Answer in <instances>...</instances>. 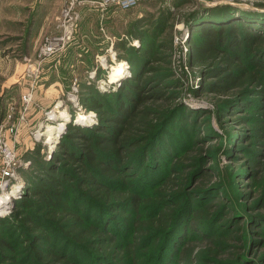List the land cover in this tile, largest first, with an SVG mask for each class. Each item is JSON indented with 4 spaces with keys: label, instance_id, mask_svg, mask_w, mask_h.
<instances>
[{
    "label": "trees",
    "instance_id": "obj_1",
    "mask_svg": "<svg viewBox=\"0 0 264 264\" xmlns=\"http://www.w3.org/2000/svg\"><path fill=\"white\" fill-rule=\"evenodd\" d=\"M261 13L216 4L190 11L186 20L188 64L199 69V93L216 96L228 114L253 108L261 121L257 138L264 137ZM170 63L168 53L156 52L139 71L138 61L132 63L115 91L86 87L80 100L96 122L66 123L52 159H31L27 192L0 217V230L13 236L7 241L0 234V264L252 263L247 245L242 254L228 253L229 236L212 237V205L199 199L198 186L188 189L195 174L184 173L175 141L178 117L165 78ZM261 145L257 151L264 152ZM254 162L257 173L264 171V160ZM198 236L208 244L193 246ZM16 249L14 258L5 252Z\"/></svg>",
    "mask_w": 264,
    "mask_h": 264
},
{
    "label": "rangeland",
    "instance_id": "obj_2",
    "mask_svg": "<svg viewBox=\"0 0 264 264\" xmlns=\"http://www.w3.org/2000/svg\"><path fill=\"white\" fill-rule=\"evenodd\" d=\"M48 1L0 0V195L9 191L5 206H0V217L9 215L13 202L27 192V176L33 171L31 159L36 155L46 161L52 159L66 123L96 122L95 113L86 110L80 100L86 87L115 91L132 74V63L138 61L139 71L145 59L163 52L171 60L165 78L174 94L172 101L165 102L176 108L173 113L179 128L175 130V141L181 145L179 155L185 158L184 173L195 174L188 189L198 186L202 192L199 199L204 205H212L209 214L217 224L212 237L229 236L228 253L242 254L247 245L249 262L264 264L260 257L264 251V171L257 173L254 162L264 160V152L257 151L264 137L257 138L254 128L261 121L254 116L253 108L228 114L219 107L216 96L199 93V69L188 64L191 27L186 23L190 11H204L216 4H232L239 10L264 14V0H143L126 10L78 5L70 12L71 19L62 15L66 6V0H62L57 11L40 19L32 9ZM83 8L94 11L93 17L86 18ZM12 9L16 11L10 12ZM59 34L64 36L61 46L50 55L39 56L47 38ZM122 63L126 64L124 74L112 79V72ZM44 82L55 83L49 90L58 86L56 100L60 103H47ZM61 110L68 118L57 133L58 139L49 144L46 125L63 121L58 116ZM78 114L88 115L89 121H77ZM236 117H241L239 122L233 120ZM4 147L13 154L9 175L3 173ZM195 158L200 166L196 172L192 166ZM204 229L201 225L197 231L202 233ZM0 234L7 241L13 239L3 230ZM17 242L14 246L18 248L22 242ZM206 244L207 238L200 236L192 242L193 246ZM5 252L12 258L19 256L18 249Z\"/></svg>",
    "mask_w": 264,
    "mask_h": 264
},
{
    "label": "built area",
    "instance_id": "obj_3",
    "mask_svg": "<svg viewBox=\"0 0 264 264\" xmlns=\"http://www.w3.org/2000/svg\"><path fill=\"white\" fill-rule=\"evenodd\" d=\"M143 0H66V6L63 8L62 15L65 18L71 19L70 12L78 5L90 6L98 10H107L110 7L126 10L139 4ZM64 39L63 34L50 36L39 50V56H46L54 53L62 44ZM58 139V138H57ZM56 139V140H57ZM55 140V141H56ZM4 162V175H9L8 168L14 164L13 154L6 147L1 148Z\"/></svg>",
    "mask_w": 264,
    "mask_h": 264
},
{
    "label": "crops",
    "instance_id": "obj_4",
    "mask_svg": "<svg viewBox=\"0 0 264 264\" xmlns=\"http://www.w3.org/2000/svg\"><path fill=\"white\" fill-rule=\"evenodd\" d=\"M45 1V0H44ZM61 1L62 0H49L48 1V3H39V4H36L35 6H34V9H32V11H34V12H36V13H39V15H40V19H42V17H44L45 16V14L46 13H48V12H55V11H57V9H58V7H59V5H60V3H61ZM52 2H54V3H52ZM85 9H87V8H83L82 9V11L84 10V12H83V15H84V13H85V17L86 18H89V17H93V15H94V11H88V10H85ZM10 12H14V11H16V9H12V10H9ZM83 16V17H84ZM2 55L0 54V57H1ZM1 59V58H0ZM3 68H2V65H1V62H0V72H1V70H2ZM15 72V71H14ZM9 84H12L13 82H8ZM45 83V86H44V89H45V94L44 95H46V93H48L47 95H48V100H47V103H51V102H53V101H55L56 100V98H58L57 97V93H58V86H56V87H54V89L52 88V89H50L49 90V88L52 86V85H55V83H52V84H50V82H48V83H46V82H44ZM57 85V84H56ZM2 86H3V84H2ZM11 86V85H10ZM42 88H43V86H42ZM1 90H3L2 88H1ZM50 94L51 95H53L52 97L50 96ZM47 98V97H46ZM55 103H60V100H56L55 101Z\"/></svg>",
    "mask_w": 264,
    "mask_h": 264
},
{
    "label": "bare ground",
    "instance_id": "obj_5",
    "mask_svg": "<svg viewBox=\"0 0 264 264\" xmlns=\"http://www.w3.org/2000/svg\"><path fill=\"white\" fill-rule=\"evenodd\" d=\"M125 65H126L125 63L120 64L119 68L117 70H115L114 72H112V75H111L112 79L119 78V76L124 74ZM58 116L62 117L63 121H60L57 125L47 124L45 131H44L45 134L47 135L46 140L48 141L49 144L52 143L53 141H55V139H57V133L59 134V132H60V130L64 124V120H66L68 118V114L63 110H61L59 112ZM76 120L80 121V122H87V121H89V116L86 114H84V115L78 114ZM8 192L9 191H6L3 194L1 193L2 195H0V206L6 204V202H7L6 200L8 199Z\"/></svg>",
    "mask_w": 264,
    "mask_h": 264
},
{
    "label": "water",
    "instance_id": "obj_6",
    "mask_svg": "<svg viewBox=\"0 0 264 264\" xmlns=\"http://www.w3.org/2000/svg\"><path fill=\"white\" fill-rule=\"evenodd\" d=\"M65 129V125L63 126V130Z\"/></svg>",
    "mask_w": 264,
    "mask_h": 264
}]
</instances>
